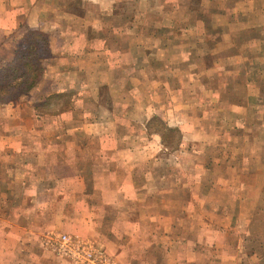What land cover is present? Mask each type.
Instances as JSON below:
<instances>
[{
	"label": "rangeland",
	"instance_id": "1",
	"mask_svg": "<svg viewBox=\"0 0 264 264\" xmlns=\"http://www.w3.org/2000/svg\"><path fill=\"white\" fill-rule=\"evenodd\" d=\"M82 1L42 0L40 9L37 8L43 13L42 21L48 25L44 32L46 35L49 36L54 32H61L63 36L66 34L60 38V41H54L53 45L60 46L66 42L71 43L70 46L73 49H80V47L86 49L87 47L88 52L95 50L93 53L108 45L114 48L115 53L112 51L91 55L87 52L88 54L77 57L67 54L63 58L58 57L54 49L55 52L43 59V67L47 62L43 80H48L50 76L48 74L55 72L61 75L60 82L65 83V80H68L72 86L81 84L78 89L84 91L82 99L75 94L77 89L74 87L73 90L64 93L43 95L38 104L35 99L38 89H35L28 98L22 97L15 102L0 104V111L12 115L13 110L9 107L11 104L20 102L29 106L33 104L43 117L44 115H59L70 109L77 110L82 107L81 103V106L74 108L80 103L79 100L83 101L84 98H88V103L93 104L91 111H94L97 106L100 118L93 121L94 116L89 117V120L80 127L84 129L98 127L106 130L117 128L119 125L122 136L114 137L111 133H106L110 136L107 140L104 138L105 146L109 148L112 145L111 150L118 144L143 147L131 155L116 151L103 152L104 161L108 166L104 169L106 171L102 173L103 176L98 175V185L104 186L106 205L102 206L101 210L96 209L92 215L89 211L92 205L88 208L86 205V203L91 204L90 201L75 204L76 201L73 203L72 200H67V203L62 204L65 209L61 211L68 215H62L59 229H55V232L79 237L82 235V238L96 242L115 258L113 255L117 249L113 246L112 240L116 238L119 240V237L126 240L128 233L123 232L126 229L122 225L123 218L119 216L116 218L117 210L112 200V189L116 186V172L117 176L121 177L127 174L126 182L121 183V190L128 194L133 186L128 183L129 173L133 171L138 178L146 177L141 183L139 182L137 189L140 187L142 193L144 191L148 193H146V206L152 209V214L147 217V223L152 224L154 231L144 229L145 231L142 230L141 233L135 232L133 243H136L138 247L135 249L136 259H138L143 257L146 245L152 238L158 243H166L169 239H174V237H169L170 234L165 237L164 233L155 230L154 226L157 228V225L160 226L159 218L161 217L158 211L166 207L170 215H168L170 219L166 220L163 217L160 221L163 222L162 227L171 222L175 224L176 207L180 206L177 200L178 193L179 199L184 193L182 201L185 202V207L192 208L193 182L203 183L207 181V177L221 174L222 168H212L210 162H213L216 157H226L225 153H229L224 147L226 138H230L224 133L225 129L242 127L240 124L245 121V127L248 126L255 135L260 134V127L264 121V85L261 83L264 81V0H248L253 1L251 6L242 8L232 6L230 0H195L194 7H184L183 16L182 18L179 16L177 23L173 22L175 19L171 22L166 19L163 23L162 18L157 14V18L155 17L156 10H152V18L150 16V19L145 21L142 17L145 15L146 8L135 4L132 9L119 8L121 12H130L131 17L135 13L133 23H107L106 25L96 23V12L93 13L92 10L87 12L83 10L84 13L81 14L83 22L82 20L80 22ZM190 2L192 5V0ZM197 2H201L200 8ZM185 4L189 2L185 1ZM241 13L242 19H246L242 24H240ZM11 16L14 14L12 13ZM88 21L89 24L86 23ZM240 28L242 32H246L245 35L240 36ZM102 31H104V41L96 38L80 41L79 37L82 33L84 36L95 37L98 32ZM127 31L138 34V37L125 36L112 41L106 36L108 32L123 34ZM158 33L164 34L167 38L159 40L160 37L156 36ZM27 34L24 33V36ZM146 34L147 37L143 38ZM148 34H155L153 36L157 39L149 37L151 35ZM258 35L261 37L258 38ZM20 44L22 41L16 45L17 49ZM163 46L168 49H164ZM241 46L243 48H240ZM118 48L122 50V56L116 54ZM126 48L129 50L124 53ZM145 52L150 56H146ZM80 57L81 60L73 62L77 70L64 78L62 66L64 61L69 63ZM123 58L127 60L125 68L122 67L120 72L112 69L107 63L109 60L116 63ZM232 61L238 63L234 65ZM79 66L84 69L80 71ZM242 72L247 74L242 75ZM245 79L260 81V84L253 86L251 82L247 87L239 84L229 88L230 84L236 81L244 82ZM98 80L110 86L98 89ZM99 92L100 98L98 97ZM32 97L34 99H31ZM235 99L243 101L246 105L235 106ZM113 110L116 116L120 115L123 118L127 114V118L115 121L114 124ZM116 122H118L117 126ZM74 125L76 123L72 124ZM217 129L223 131L221 136L219 134L216 136ZM92 145H94L95 153L100 154L95 144ZM97 146H100L99 142ZM88 153L87 156L91 155ZM130 159H133L136 164L133 165L132 162V167L129 169L127 162ZM116 161L121 162L117 170L115 169ZM183 183L184 191L182 190ZM196 184L195 193L202 195L208 192L204 184ZM194 202L199 205L203 203L200 197ZM127 205L128 201H123L122 209ZM144 206V204L140 205L137 199L135 210L143 211ZM101 212H104V215L98 217ZM125 216L129 218L127 214ZM143 217L137 214L131 216V219H135L138 226H142L145 223ZM99 218L101 220L99 229L104 232L103 235L113 230L114 233L107 235L112 236V240H107L106 237L103 239L102 234L99 233L98 225H95ZM148 218H150L149 221ZM187 221L188 219L185 221L186 224H188ZM127 222L128 219L125 223ZM112 224H114L113 227ZM205 238L204 232L202 239ZM160 256V249L155 251L154 248V255L148 257L153 258L152 262L154 260L160 262L158 260ZM61 262L69 264L66 260Z\"/></svg>",
	"mask_w": 264,
	"mask_h": 264
},
{
	"label": "crops",
	"instance_id": "2",
	"mask_svg": "<svg viewBox=\"0 0 264 264\" xmlns=\"http://www.w3.org/2000/svg\"><path fill=\"white\" fill-rule=\"evenodd\" d=\"M41 1H0V69L14 59L17 51L16 45L19 44L24 33L31 30L46 32L45 29L48 25L42 21L41 15L43 13L37 10V8L40 9ZM185 1L189 4H185ZM190 1L83 0L80 8V22L82 20L81 14L92 10L93 13L96 12V23L98 25L133 23L135 13L131 17L130 12H121L119 8L132 9L135 4H139L144 9L146 8L145 15L142 17L145 21L150 16L152 18L151 11L156 10L155 17L157 18L158 15L162 18L163 23L166 22V19L169 22L175 19L173 22L177 23L179 16L180 18L183 16L184 7H194L195 0H192V5H190ZM230 1L232 6L239 8L249 7L253 3V1L248 0ZM197 5L200 8L201 2H197ZM12 13L14 16H11ZM26 13L30 14L27 15ZM25 16L26 18H23ZM245 20L242 19L241 13L240 24L245 23ZM89 21L86 23L89 24ZM245 33L240 28V36L245 35ZM50 34L49 38L52 40L53 52L56 50L60 58L67 54L77 57L85 53L93 55L102 54L103 52L110 53L114 50L113 47L108 45L93 53L95 50L88 52L87 47L86 49L81 47L80 49H73L70 46L71 43L66 42L56 46L53 45L54 41H60V38L66 36V34L64 36L61 32ZM82 34L79 37L80 41L92 38L99 41L105 39L104 31L98 32L95 37ZM148 35H151L149 37H155L153 36L155 34ZM106 36L108 39L115 41L114 39H122L125 36L138 37V34L130 31L123 34L108 32ZM156 36L160 37L159 40L167 38L162 33H158ZM146 37L147 34L143 38ZM259 37L261 36L258 35ZM163 48L166 49L167 47L163 46ZM128 50L127 48L124 49V53ZM113 52L115 53V51ZM116 54L122 56V50L118 48ZM8 55L10 58L7 57ZM145 55L150 56L146 52ZM77 60H81V57L79 59L75 58L74 61L69 63L64 61L62 65L64 78L77 70L73 63ZM126 60L127 58H123L116 63L109 60L107 63L112 69L120 72L122 67L125 68ZM232 62L234 65L238 63L237 61ZM46 64L47 62L44 63V68H46ZM78 68L80 71L84 69L81 66ZM243 73L242 75L247 74L246 72ZM48 75H50L48 80H42L36 88L38 89L35 97L36 103L41 102L43 98L41 96L43 95L64 93L73 90L74 87L77 89L75 94H78L82 99L84 91L78 89L81 84L72 86L68 80H65V83L60 82L61 75L55 72H50ZM251 82H253V86L260 84V81L245 79L244 82L239 83L236 81L230 84L229 88L231 89L239 84L247 87ZM261 83L264 85V81ZM105 86L110 85L98 80V89ZM112 87L115 88L116 85H112ZM117 88H119L118 85ZM99 95L100 92L98 97ZM31 99H34V97ZM86 99L79 100L80 103L74 108L81 106V103L82 107L77 110L70 109V111H64L59 115H44L43 117L33 104L29 106L20 102L11 104V107H9L13 110L12 115L0 111V264H62L61 261H64V259L46 250L42 240L47 233L59 229L62 215H68L63 214V211H61L65 209L62 204L67 203V200H72L73 203L76 201L75 204L90 201L91 204L86 203V205L87 208L92 205L89 208L92 215L96 209L101 210V207L106 205V202H104L106 196L104 195V186L98 185V175L106 171L104 169L108 166L104 161L103 152L116 151L131 155L137 149H143L142 146L136 147L130 144H118L112 147L113 150H111L112 145L109 148L105 146L104 138L107 140L109 139L107 137L110 136L106 133H111L114 137L122 136L121 130L118 128V122H116L118 127L114 129L104 130L98 127L96 129H84L80 127L89 120V117L94 116L93 121L100 118L97 106L94 111H91L93 110V104L88 103V98ZM256 99L258 100V97ZM234 103L235 106L240 105L242 107L246 105L239 99H235ZM126 116L127 114L123 118H127ZM123 118L120 115L116 116L113 110L112 119H115L113 120L114 124L115 121ZM73 123H76V125L72 126ZM245 123L243 121L240 124L242 127L225 129L224 133L228 134L230 138H226L224 147L229 153H225L226 157H216L213 162H210L212 168H222L221 174L209 176L207 181L203 183L201 181L193 182V193L191 194L193 207L186 208L185 202L182 201L184 193L180 199L178 193L177 200L178 203L180 202V206L176 207V222L175 224L172 222L167 223L165 227H162L163 222L160 221L163 220V217L166 220L170 219L168 210L165 207V209L158 211L161 217L159 218L160 226L157 225L158 228L154 226L155 230L164 233L165 237L170 234L169 237H174V239H169L166 243H158L152 238L146 245L143 257L138 259H136L135 253L137 252L135 249L138 247H136V243H133L135 232L141 233L144 229L149 231L152 229L151 232L153 231L152 224L147 223V217L152 214V209H148V206H146V195L148 193L145 191L142 193L140 187L137 189V185L146 177L138 178L134 174L135 172L130 171L128 183L133 186L132 190L125 194L121 190V183L126 182L127 174L121 177L117 176L116 172V186H113L112 189V200L116 206L115 210H117L116 218H123L122 225L126 228L123 232L128 233V236H126V240L120 237V241L117 238L113 239L112 236H107L113 230L103 235L104 232L99 229L100 218L95 224L98 225L97 229L102 234L103 239L105 237L107 240L113 239L112 244L117 250L112 255L115 257L116 264H264V121H262L261 131L258 135L252 133L248 126L245 127ZM222 132L217 129L215 131L216 136L218 134L221 136ZM98 142L100 146H97ZM92 144H95L96 150L100 154L95 153ZM87 153L91 155L87 156ZM132 162L135 161L130 159L127 162L129 169L132 167ZM120 166L121 162L116 161L115 169L117 170ZM209 169L211 171L210 167ZM223 172L226 173L223 174ZM184 183L182 185L183 191ZM196 183L204 184L208 192L202 195L195 193ZM177 186L179 188V185ZM138 193L140 194L138 195ZM199 197L203 202L202 205L194 202ZM137 199L140 205H145L143 211L138 212L135 210ZM123 201H128V205L122 209ZM137 214L144 216L145 223L142 226H138L136 220L131 219V216ZM103 215L104 212H101L98 217ZM126 219H128L127 224L125 223ZM186 219H188V224L185 223ZM113 226L114 224H112ZM204 232L206 238L202 239V233ZM154 248L155 251L160 249L161 256L158 258L160 262L156 260L152 262L153 258L148 257L154 255ZM154 258L156 259V257ZM141 260L143 261L140 262Z\"/></svg>",
	"mask_w": 264,
	"mask_h": 264
},
{
	"label": "trees",
	"instance_id": "3",
	"mask_svg": "<svg viewBox=\"0 0 264 264\" xmlns=\"http://www.w3.org/2000/svg\"><path fill=\"white\" fill-rule=\"evenodd\" d=\"M27 33L14 59L0 69V104L28 98L45 77L42 62L53 52L52 40L44 32Z\"/></svg>",
	"mask_w": 264,
	"mask_h": 264
},
{
	"label": "built area",
	"instance_id": "4",
	"mask_svg": "<svg viewBox=\"0 0 264 264\" xmlns=\"http://www.w3.org/2000/svg\"><path fill=\"white\" fill-rule=\"evenodd\" d=\"M46 250L69 264H116L96 242L63 232H49L43 237Z\"/></svg>",
	"mask_w": 264,
	"mask_h": 264
}]
</instances>
